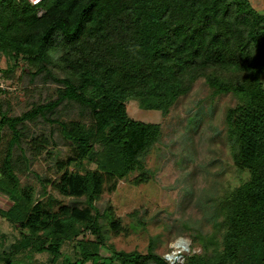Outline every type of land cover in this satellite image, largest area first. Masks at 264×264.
<instances>
[{"label":"trees","instance_id":"obj_1","mask_svg":"<svg viewBox=\"0 0 264 264\" xmlns=\"http://www.w3.org/2000/svg\"><path fill=\"white\" fill-rule=\"evenodd\" d=\"M0 55L4 77L20 69L17 88L0 94V132L10 131L0 217L18 234L7 244L0 232V264H171L155 239L144 253L116 249L108 238L125 228L95 202L119 180L138 186L151 174L143 157L161 125L129 118L125 103L165 117L199 78L213 96L237 99L225 110V131L232 165L246 176L233 187L219 183L198 206L209 230L182 222L201 250L181 264H264V14L250 0H0ZM41 87L44 99L12 113V99ZM38 118L56 124L71 150L56 161L58 177L37 175L35 189L17 172L27 167L24 121ZM38 140L36 153L47 142ZM48 186L70 203L46 205Z\"/></svg>","mask_w":264,"mask_h":264},{"label":"rangeland","instance_id":"obj_2","mask_svg":"<svg viewBox=\"0 0 264 264\" xmlns=\"http://www.w3.org/2000/svg\"><path fill=\"white\" fill-rule=\"evenodd\" d=\"M250 1L264 14V0ZM6 66L4 57L0 55L2 76ZM14 73L15 75H5V82L11 90L17 88L16 79L14 82L11 80L17 77L20 69H16ZM41 88L40 91L35 90L29 98L20 95L19 99H12V113L20 114L30 107L31 101L44 99L48 90ZM236 101L232 94L213 96L204 79L199 78L187 94L177 99L165 117L159 110L139 108L134 101L125 103L129 118L159 123L162 134L160 140L143 157L144 167L151 172L148 181L134 186L128 180L121 179L114 191L103 192L95 202L100 211L109 207L113 216L125 228L123 232L110 234L108 238L116 249H136L144 253L149 242L155 239L156 251L171 264H181L185 258L182 254L201 250L199 241L193 244L189 236V233L195 231L193 227L203 231L210 229V225L204 223L206 213L198 210V206L207 205L205 198L208 192L213 194L223 188L219 183L233 187L246 176V173L236 171L232 165L225 131V110ZM63 111L60 107L61 118H66L62 115ZM68 112L74 114L73 108H69ZM24 123L25 136L20 147L27 157V167L17 174L21 184L29 183L39 189L37 175L57 178L56 161L65 159L71 146L63 139L56 124L44 122L41 118L35 121L25 120ZM0 135L1 160L10 131L3 128ZM33 137L38 141L47 140L40 153H36L31 146ZM20 154L19 148L15 146L13 158ZM136 174L137 172L131 175V178ZM47 190V196H40L46 205L57 209L61 204L70 203L68 197L51 186ZM5 204L0 201V207L4 208ZM184 221L193 227L183 230L181 224ZM0 232L7 235V244L18 236L15 227L1 217ZM181 239L184 240V245L177 246ZM178 251L181 255L174 261L171 258ZM36 258L38 259L37 256Z\"/></svg>","mask_w":264,"mask_h":264},{"label":"built area","instance_id":"obj_3","mask_svg":"<svg viewBox=\"0 0 264 264\" xmlns=\"http://www.w3.org/2000/svg\"><path fill=\"white\" fill-rule=\"evenodd\" d=\"M30 5L32 6H38L41 2V0H26ZM43 12V9L40 7L38 9V14H41ZM6 89H11L9 85L5 82V77L0 74V94L1 92H4Z\"/></svg>","mask_w":264,"mask_h":264},{"label":"water","instance_id":"obj_4","mask_svg":"<svg viewBox=\"0 0 264 264\" xmlns=\"http://www.w3.org/2000/svg\"><path fill=\"white\" fill-rule=\"evenodd\" d=\"M180 255H181V252L178 251L177 254H175V255L173 256V260L176 261V260H177V257L180 256ZM182 256H185V254H182Z\"/></svg>","mask_w":264,"mask_h":264},{"label":"bare ground","instance_id":"obj_5","mask_svg":"<svg viewBox=\"0 0 264 264\" xmlns=\"http://www.w3.org/2000/svg\"><path fill=\"white\" fill-rule=\"evenodd\" d=\"M184 240H179L178 242H177V246H183L184 245ZM173 256V255H172ZM171 259H173V258H171Z\"/></svg>","mask_w":264,"mask_h":264}]
</instances>
